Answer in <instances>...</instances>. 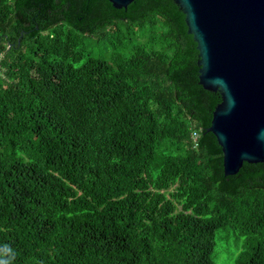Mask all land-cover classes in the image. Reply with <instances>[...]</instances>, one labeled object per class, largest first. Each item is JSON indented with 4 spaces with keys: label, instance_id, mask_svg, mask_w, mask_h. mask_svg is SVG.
<instances>
[{
    "label": "trees",
    "instance_id": "1",
    "mask_svg": "<svg viewBox=\"0 0 264 264\" xmlns=\"http://www.w3.org/2000/svg\"><path fill=\"white\" fill-rule=\"evenodd\" d=\"M197 59L173 0H0V264H214L228 227L264 264V162L224 173Z\"/></svg>",
    "mask_w": 264,
    "mask_h": 264
},
{
    "label": "water",
    "instance_id": "2",
    "mask_svg": "<svg viewBox=\"0 0 264 264\" xmlns=\"http://www.w3.org/2000/svg\"><path fill=\"white\" fill-rule=\"evenodd\" d=\"M133 0H108L116 10ZM198 51V82L219 92L211 125L226 175L264 162V0H173Z\"/></svg>",
    "mask_w": 264,
    "mask_h": 264
},
{
    "label": "rangeland",
    "instance_id": "3",
    "mask_svg": "<svg viewBox=\"0 0 264 264\" xmlns=\"http://www.w3.org/2000/svg\"><path fill=\"white\" fill-rule=\"evenodd\" d=\"M245 238L228 227L216 234L214 264H236V254L242 250Z\"/></svg>",
    "mask_w": 264,
    "mask_h": 264
},
{
    "label": "built area",
    "instance_id": "4",
    "mask_svg": "<svg viewBox=\"0 0 264 264\" xmlns=\"http://www.w3.org/2000/svg\"><path fill=\"white\" fill-rule=\"evenodd\" d=\"M191 138H192L193 143L196 145L197 144V140L199 138L198 132L197 131H193L192 134H191Z\"/></svg>",
    "mask_w": 264,
    "mask_h": 264
}]
</instances>
